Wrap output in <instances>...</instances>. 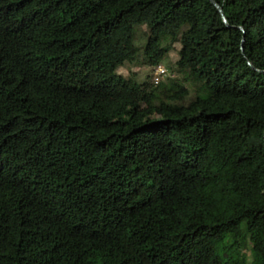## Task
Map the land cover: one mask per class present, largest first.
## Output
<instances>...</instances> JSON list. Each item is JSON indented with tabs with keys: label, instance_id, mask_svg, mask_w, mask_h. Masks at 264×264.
Here are the masks:
<instances>
[{
	"label": "trees",
	"instance_id": "obj_1",
	"mask_svg": "<svg viewBox=\"0 0 264 264\" xmlns=\"http://www.w3.org/2000/svg\"><path fill=\"white\" fill-rule=\"evenodd\" d=\"M214 1L0 0V264H264V0Z\"/></svg>",
	"mask_w": 264,
	"mask_h": 264
},
{
	"label": "rangeland",
	"instance_id": "obj_2",
	"mask_svg": "<svg viewBox=\"0 0 264 264\" xmlns=\"http://www.w3.org/2000/svg\"><path fill=\"white\" fill-rule=\"evenodd\" d=\"M136 45L139 46L137 43V40H136ZM178 45L179 44H174L175 48L172 51H170L168 56H167L168 61H170V60L172 61V60L176 59L177 54L175 52H177ZM141 50H142L141 48L138 49V54H137L135 60H133L131 62H124L122 65L117 67L116 72L122 76L132 75L134 80L137 82L142 81L146 74H149L151 76L152 75V68H150L149 66H146L144 63L140 62L141 55L139 53L141 52ZM170 73L171 72L168 71V74H170Z\"/></svg>",
	"mask_w": 264,
	"mask_h": 264
},
{
	"label": "built area",
	"instance_id": "obj_3",
	"mask_svg": "<svg viewBox=\"0 0 264 264\" xmlns=\"http://www.w3.org/2000/svg\"><path fill=\"white\" fill-rule=\"evenodd\" d=\"M167 74L166 68L163 64H157L152 69V81L158 83Z\"/></svg>",
	"mask_w": 264,
	"mask_h": 264
},
{
	"label": "water",
	"instance_id": "obj_4",
	"mask_svg": "<svg viewBox=\"0 0 264 264\" xmlns=\"http://www.w3.org/2000/svg\"><path fill=\"white\" fill-rule=\"evenodd\" d=\"M210 1L218 9V11L221 13L223 20L226 21L224 15H223L221 7L214 0H210Z\"/></svg>",
	"mask_w": 264,
	"mask_h": 264
}]
</instances>
